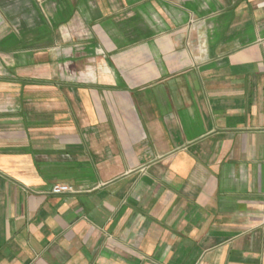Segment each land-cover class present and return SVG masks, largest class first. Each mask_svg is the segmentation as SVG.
Masks as SVG:
<instances>
[{
	"label": "crops",
	"instance_id": "crops-1",
	"mask_svg": "<svg viewBox=\"0 0 264 264\" xmlns=\"http://www.w3.org/2000/svg\"><path fill=\"white\" fill-rule=\"evenodd\" d=\"M0 264H264V0H0Z\"/></svg>",
	"mask_w": 264,
	"mask_h": 264
},
{
	"label": "built area",
	"instance_id": "built-area-1",
	"mask_svg": "<svg viewBox=\"0 0 264 264\" xmlns=\"http://www.w3.org/2000/svg\"><path fill=\"white\" fill-rule=\"evenodd\" d=\"M51 190L53 193H65V192L75 191V189L72 186L63 183L54 184Z\"/></svg>",
	"mask_w": 264,
	"mask_h": 264
}]
</instances>
